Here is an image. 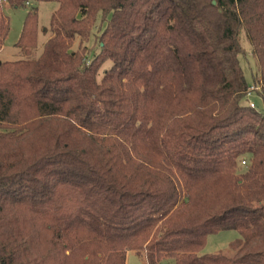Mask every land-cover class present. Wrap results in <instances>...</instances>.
<instances>
[{"label":"trees","instance_id":"16d2710c","mask_svg":"<svg viewBox=\"0 0 264 264\" xmlns=\"http://www.w3.org/2000/svg\"><path fill=\"white\" fill-rule=\"evenodd\" d=\"M35 2L42 52L31 11L0 62V264H264V0H0V51L4 3Z\"/></svg>","mask_w":264,"mask_h":264},{"label":"rangeland","instance_id":"374dc122","mask_svg":"<svg viewBox=\"0 0 264 264\" xmlns=\"http://www.w3.org/2000/svg\"><path fill=\"white\" fill-rule=\"evenodd\" d=\"M57 3L55 2H35L29 4L26 7L15 8L7 3H4V12L10 19V32L4 44L3 50L0 52V62L6 60H13L22 57L20 49L16 46V43L21 35L24 19L28 12L37 11L39 18V36L38 45L34 53L37 57L43 50V46L48 38L51 36L49 30L50 21L53 13L57 9ZM99 26L92 31V35L86 42L87 52L90 54L99 52ZM241 42L247 53L240 55L241 66L244 70L245 76L252 85L253 74L257 71L256 60L250 52V42L244 32L241 37ZM74 50H82V45H79L77 40L73 46ZM111 66V62L107 61L101 67L98 78L103 76L106 69ZM250 85V86H251ZM251 101L255 102L259 108H262V102L258 96L253 94L250 98ZM241 234L238 230L229 229L222 230L218 233L212 234L208 237L204 249L201 254H212L222 252L225 255H233L235 250L233 245L240 240ZM127 264H147L144 254H139L135 251H128L127 253ZM158 264H176L173 258H164Z\"/></svg>","mask_w":264,"mask_h":264},{"label":"built area","instance_id":"2783aa9c","mask_svg":"<svg viewBox=\"0 0 264 264\" xmlns=\"http://www.w3.org/2000/svg\"><path fill=\"white\" fill-rule=\"evenodd\" d=\"M258 87H256L255 85H251L249 88H248V91L246 93L247 97L249 98V105L251 107H255V103L253 101L250 100L251 96L253 95V93L255 92V90H257ZM243 164H245V161H242Z\"/></svg>","mask_w":264,"mask_h":264},{"label":"crops","instance_id":"0c3cea01","mask_svg":"<svg viewBox=\"0 0 264 264\" xmlns=\"http://www.w3.org/2000/svg\"><path fill=\"white\" fill-rule=\"evenodd\" d=\"M3 48H4V47H3ZM2 50H3V49H2ZM2 50H1V51H2ZM1 51H0V52H1Z\"/></svg>","mask_w":264,"mask_h":264},{"label":"water","instance_id":"95a60500","mask_svg":"<svg viewBox=\"0 0 264 264\" xmlns=\"http://www.w3.org/2000/svg\"><path fill=\"white\" fill-rule=\"evenodd\" d=\"M214 3H215V1H214Z\"/></svg>","mask_w":264,"mask_h":264}]
</instances>
